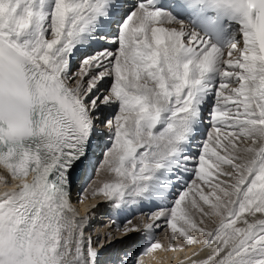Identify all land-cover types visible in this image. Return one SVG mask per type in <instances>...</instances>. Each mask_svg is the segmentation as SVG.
<instances>
[{
  "label": "snow or ice",
  "instance_id": "1",
  "mask_svg": "<svg viewBox=\"0 0 264 264\" xmlns=\"http://www.w3.org/2000/svg\"><path fill=\"white\" fill-rule=\"evenodd\" d=\"M0 169V264H264V0H0Z\"/></svg>",
  "mask_w": 264,
  "mask_h": 264
},
{
  "label": "rangeland",
  "instance_id": "2",
  "mask_svg": "<svg viewBox=\"0 0 264 264\" xmlns=\"http://www.w3.org/2000/svg\"><path fill=\"white\" fill-rule=\"evenodd\" d=\"M0 174L2 176L6 175L4 172H1ZM93 178H95V173H93ZM84 194H85V191L82 190V186L77 188V190L73 189L72 198L76 197L75 199H77V200H75V201L77 204L76 203H72V204L75 205L74 207H75L76 211H77V206L79 207V205H81V204L82 205H85V204L90 205V204H92V200H95V199H87V200L80 201L82 199L81 197H83ZM98 201H97L96 205H99L100 207L94 209L95 212L93 214L87 212L90 215V222H89V227H88L87 231L91 233L93 239H96L97 236H99L100 238H103L105 235L104 234L105 231H106V233L109 231H114V229H111L112 226L109 222L110 217L114 216L113 211L102 199H99ZM109 211H111V212H109ZM138 215H139L138 211L134 209L132 212L129 213L128 216H129V219H131L133 221V220H138L137 219ZM106 216H108V217H106ZM114 219H115V217H113V220ZM111 221H112V218H111ZM138 222H140V221L138 220ZM107 227H108V230H107ZM103 229H105V230H103ZM102 231H103V233H102ZM140 235L141 234H135V238L131 242L132 247H133V243H134V247H136L137 240L140 238ZM157 236L162 237V236H164V233L160 232L159 235H157ZM117 240H119L118 235H117ZM117 247H125V246L121 245L120 242L118 241L116 244L112 245L110 248H106L105 250H103L101 252V264H104L105 262H107V260L110 256V254L112 253L113 249H115ZM196 247H197V245L193 246L190 249V251L193 252ZM162 251L163 250H158L154 254H150L148 257L146 256L147 258L146 257L145 258H146V260L151 259L149 264H164L163 263L164 261H167L166 264H173L174 259H175V254L171 253V251L170 252L168 251V253L165 254ZM184 251L185 250H178L179 255L182 256V253H185ZM195 253L196 252L192 253L191 255H194ZM166 257H168V258L166 259Z\"/></svg>",
  "mask_w": 264,
  "mask_h": 264
},
{
  "label": "bare ground",
  "instance_id": "3",
  "mask_svg": "<svg viewBox=\"0 0 264 264\" xmlns=\"http://www.w3.org/2000/svg\"><path fill=\"white\" fill-rule=\"evenodd\" d=\"M51 5V0H49V6ZM196 149H195V147H194V149H193V151H195ZM2 171L0 170V173H1ZM0 176H2L1 174H0ZM10 182V181H9ZM11 183V182H10ZM79 187H81V185L80 184H77L76 185V187L74 188V190H77V188H79ZM3 190V188L2 187H0V191H2ZM76 197H74V198H72V203H76V201L75 200H77V199H75ZM82 199L80 200V201H83V200H87V199H93L92 197H91V195H90V193L89 192H85V194L83 195V197H81ZM99 199H95V200H92V204H90V205H79V207L77 206V213H78V215L79 216H84L87 212L88 213H94L95 212V210H94V208H93V206L94 205H96L97 204V201H98ZM78 202V201H77ZM99 202V201H98ZM77 204V203H76ZM73 206H75V205H73ZM100 207V206H99ZM91 209V210H90ZM96 209V208H95ZM109 212H111V211H109ZM108 212V213H109ZM87 213V214H88ZM129 213L130 212H125V213H123V214H120V215H116V213L115 212H113V215L114 216H112V217H110V219H109V222H110V224H111V218H112V220H113V217H115V221H116V224L117 225H123V223H124V221L126 220V219H129ZM110 216V215H109ZM106 217H108V216H106ZM134 224H136V223H139L138 222V220H133L132 221ZM109 225V224H108ZM112 227H111V229H114L115 228V226L116 225H111ZM88 227H89V225H88ZM109 227V226H108ZM108 227H107V230H108ZM114 227V228H113ZM103 230H105V229H103ZM102 233H103V231H102ZM105 233H106V231H105ZM104 233V234H105ZM119 237V236H118ZM157 239H159V240H161L164 244H165V247H167L168 245H167V241L165 240V235L164 236H162V237H158L157 236ZM132 242V241H131ZM130 242V243H131ZM146 243V239H145V237L143 236V235H140V238L137 240V245H136V250H142V248H143V246H144V244ZM133 245H134V243H133ZM116 246V245H115ZM194 246H196V245H194ZM193 246H188V247H184V249L183 250H185L184 252L185 253H182V256L181 255H179V253H178V250H169V252L171 251V253H174L175 254V259H174V262H173V264H190V258H193V257H195L196 259H202V258H204V254L202 253L200 256H195V254L194 255H191L192 253H194V252H197L199 249H200V247H201V245H197V247L194 249V251L192 252V251H190V249L192 248ZM189 250V251H188ZM163 253H168V251H162ZM132 253H130V255H131ZM150 255V254H149ZM148 255V256H149ZM147 256V257H148ZM146 257V258H147ZM186 257V258H185ZM146 258H144V264H149V262L151 261V259H147L146 260ZM168 257H166V259H167ZM185 258V259H184ZM166 262L167 261H164L163 263L164 264H166ZM104 264H106V262L104 263Z\"/></svg>",
  "mask_w": 264,
  "mask_h": 264
}]
</instances>
